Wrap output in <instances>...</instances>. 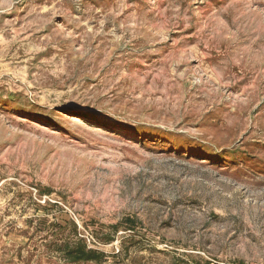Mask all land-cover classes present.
I'll list each match as a JSON object with an SVG mask.
<instances>
[{"label": "rangeland", "instance_id": "1", "mask_svg": "<svg viewBox=\"0 0 264 264\" xmlns=\"http://www.w3.org/2000/svg\"><path fill=\"white\" fill-rule=\"evenodd\" d=\"M0 264H264V0H0Z\"/></svg>", "mask_w": 264, "mask_h": 264}]
</instances>
